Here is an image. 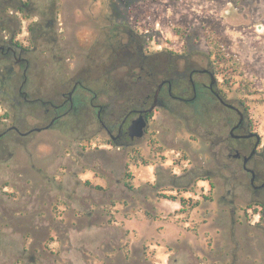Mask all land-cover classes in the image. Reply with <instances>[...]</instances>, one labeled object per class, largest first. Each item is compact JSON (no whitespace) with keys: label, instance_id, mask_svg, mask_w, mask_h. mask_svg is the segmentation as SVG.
<instances>
[{"label":"rangeland","instance_id":"rangeland-1","mask_svg":"<svg viewBox=\"0 0 264 264\" xmlns=\"http://www.w3.org/2000/svg\"><path fill=\"white\" fill-rule=\"evenodd\" d=\"M24 2L20 11V0H9L6 24L35 63L24 86L33 100L13 107L0 88V118L39 114L74 78L97 103L136 105L142 52L155 55V83L170 75L169 62L185 69L173 90L185 98L188 70L212 66L225 99L245 102L264 143V0ZM212 36L221 49L210 52ZM142 78L154 88L152 76ZM86 88L55 124H14L3 136L0 264H264V190L250 187L232 156L234 110L206 87L190 102L163 89L147 132L112 143ZM257 169L264 173V160Z\"/></svg>","mask_w":264,"mask_h":264},{"label":"flooded vegetation","instance_id":"flooded-vegetation-1","mask_svg":"<svg viewBox=\"0 0 264 264\" xmlns=\"http://www.w3.org/2000/svg\"><path fill=\"white\" fill-rule=\"evenodd\" d=\"M8 2L9 0H0V88L4 95L8 96L9 104L15 107L17 104L21 103V101L33 100L28 98V92L24 86L26 78L30 74V70L35 63L27 56L30 49L26 41L23 38H19L21 34L15 30H10L6 24V22L10 20V16L5 12L6 6L9 4ZM26 6V2L20 0L18 10L21 11ZM154 60L155 55L145 56L142 52L138 53V61L140 62L139 69L142 71L138 72L136 75L135 86L138 94L135 96V99L133 97L136 105L128 104V102H126L119 104V107L117 108L112 102H110V104L97 103L95 101L97 93L86 88L85 85H82L81 78H74L70 89L54 91L45 97L44 102L48 106L37 111L39 114L35 115L32 113L33 111L24 113L20 112L19 115L12 113L9 121L5 118H0V124H7L6 127L4 126L0 128V144L3 143L5 138L3 136L6 134L7 130L15 128L14 124H46L45 126L47 127L49 124H55L56 120L68 116L71 113V110L76 107V105H74V92L78 86L86 88L89 92L90 96L88 103L95 109V117L99 122L101 129L105 132L112 143L122 141L128 142L137 139V137H130L128 126L133 119L139 116H142L146 123L143 135L147 132V126L153 117V110L156 106L163 105L160 98V93L163 89H165L166 93L174 99L190 102L197 97L201 87H206L220 105L235 111L237 117L231 124H227L229 128L227 136L228 140H234L238 142L240 146L238 147L239 149L235 150L232 156L241 160L242 168L249 176L248 181L250 187L254 191L264 190V173H260L257 169V165L264 160V143L261 141V137L254 130L250 122L245 102L238 100L236 105H234L225 99L221 89L217 87L218 83L212 66L209 68L191 67L188 70L186 80L191 90L190 97H182L180 93L174 94L173 90L176 89V87L181 86V80L185 77V69L180 70L177 67L175 60L169 62L168 67L166 65V70L170 72V75L161 77L155 83L156 62ZM146 65H149L147 68L149 67L151 70L145 69ZM196 73L207 76L208 83H198L193 78V74ZM130 75L132 74L130 73ZM144 75H149L154 78L153 89H149L146 83L142 82V77ZM161 82L162 84L155 99V107L149 110V107L153 104L156 88ZM80 101L82 100H79L78 104ZM63 122L64 121H62V123ZM257 140L258 143L255 147V151L244 166L242 162L243 156L249 154ZM247 141H250L251 143H247ZM247 147H249L248 153H242V149H246ZM235 154H237L236 157L234 156ZM228 155L230 156L231 154ZM248 162H252L251 166H247ZM248 169H251L252 172ZM251 177L253 178L252 183ZM259 220L264 224V205L260 211Z\"/></svg>","mask_w":264,"mask_h":264},{"label":"water","instance_id":"water-1","mask_svg":"<svg viewBox=\"0 0 264 264\" xmlns=\"http://www.w3.org/2000/svg\"><path fill=\"white\" fill-rule=\"evenodd\" d=\"M258 30H260V26L257 27ZM162 82L158 84L157 88H156V91H155V94H154V100H153V104L149 107V110L153 109L155 107V99H156V95H157V92L161 86ZM229 105V104H228ZM230 107H232L231 105H229ZM145 120L142 116H139L135 119H133L130 123V125L128 126V131H129V135L130 137H141L144 133V128H145ZM258 143V140L257 142H255L254 144V147L252 148V150L249 152L248 155H245L243 156V159H242V162H243V165L245 166L247 160L251 157V155L254 153L255 151V147ZM237 154H235L234 156L236 157ZM249 171L252 172L251 169H248ZM253 181V178L251 177V183Z\"/></svg>","mask_w":264,"mask_h":264},{"label":"trees","instance_id":"trees-1","mask_svg":"<svg viewBox=\"0 0 264 264\" xmlns=\"http://www.w3.org/2000/svg\"><path fill=\"white\" fill-rule=\"evenodd\" d=\"M217 40H218V38H217L216 36H212V37H210V38L208 39V43H209V45H210V47H211L210 52H212L213 49H215V48H217V49H221L218 45H216ZM218 56H219L220 58H221V57H224L223 54H219ZM179 203H180V205H181L182 207H184L183 200H179ZM194 205H196V204H194Z\"/></svg>","mask_w":264,"mask_h":264}]
</instances>
